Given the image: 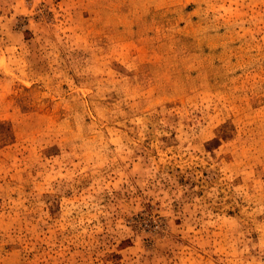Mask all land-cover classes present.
I'll return each instance as SVG.
<instances>
[{
    "label": "rangeland",
    "instance_id": "rangeland-1",
    "mask_svg": "<svg viewBox=\"0 0 264 264\" xmlns=\"http://www.w3.org/2000/svg\"><path fill=\"white\" fill-rule=\"evenodd\" d=\"M0 264H264V0H0Z\"/></svg>",
    "mask_w": 264,
    "mask_h": 264
}]
</instances>
